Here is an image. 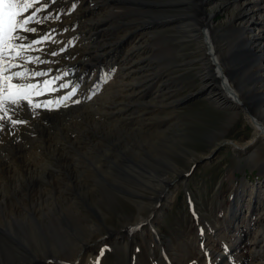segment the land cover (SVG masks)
Returning <instances> with one entry per match:
<instances>
[{"label":"rangeland","instance_id":"rangeland-1","mask_svg":"<svg viewBox=\"0 0 264 264\" xmlns=\"http://www.w3.org/2000/svg\"><path fill=\"white\" fill-rule=\"evenodd\" d=\"M35 1L42 6L44 4L47 6L46 14L53 6H56V3L63 2V0ZM106 1L88 0L91 7L87 19L94 21L100 15L101 17L104 15L103 19L106 23L84 22L82 24L81 31L90 34L86 44V47H90V51L83 53L84 57L78 56V64L71 67L65 65L69 59L68 50L76 48L80 51L82 47H85L84 41L81 42L78 23L74 22L70 26V34L72 32L73 34L69 35L68 27L61 32H56L57 30L49 32L48 26L57 21L54 14L50 20L43 18L47 25L42 24L40 29L43 43H52L53 51L56 47L54 43L57 41V47H60L57 48L53 66L49 61L41 64L42 73L45 72L40 75L41 83L39 87L36 85L34 88V96H27V98H40L39 107H36L32 99L33 102L31 101L28 108L41 111L43 115L56 114L60 111L59 113L64 117L63 122L70 120L71 116L74 118L75 114L85 107L88 108L96 98L98 100L91 103L93 105H90L89 110L94 115L90 113L87 114L89 117L85 114L83 116L89 126L95 127L97 132L104 131V134L110 135L114 140L112 138V141L99 143V148H95L91 155H87L93 159L88 160L86 156H83L85 159L74 157L78 161L77 166L81 165L82 178L87 180L89 185L85 186V191H81L83 188L78 191L74 189L75 193L73 192L72 197L75 200L70 203L65 199V197L72 198L69 191L64 192L59 187H55L56 190L52 194L58 199L59 203L56 202L58 208L51 212L46 209L49 213L38 221L35 219L37 210L32 207L34 205H27V199L18 205L23 195L11 192L12 198L8 209L13 210L18 206L23 217L20 223L25 220L34 223H29L28 229L16 235V232L7 233L0 223V227L2 226L0 228V264H27L29 260L43 258L45 255L61 256L69 253L72 250V242L78 240L75 236L77 232L81 234L82 241L88 245L85 248L87 254L91 253L97 257V264H128V262L130 264H200V261L204 259L208 260L207 264H218L220 257L209 252L216 247H219L221 249L219 252H222V249L226 250L228 246L234 245L235 240L226 230L225 236L223 235L225 215L239 207H242V210L245 209L250 200L252 205L255 204L256 195L261 194V197H264V164L252 165L244 150L239 147L234 149L232 145L225 143L226 141H230L233 145L249 143L252 127L243 117L232 122L225 119V111L217 110L208 102L206 103L202 99L203 96L175 105L176 101L197 88V70H182L177 67L182 59L180 53L193 52V45L182 49L175 35L168 33L170 30L164 31L163 28H157L158 26L154 29L151 25L146 26L143 23L144 19L158 13L157 10L137 9L126 2L127 0ZM204 1V8L211 15L210 23L214 32H225L229 40H233L234 35H243L245 28L239 26L238 21L240 8L234 1ZM94 3L98 6H93ZM32 4L36 5L34 1ZM62 15L69 14L62 13ZM59 23L62 24L61 21ZM190 24L193 23L190 22ZM98 30L102 31L100 35L97 33ZM231 34L232 37H230ZM59 36H63L64 40L59 41ZM118 38H122L120 47L123 45L106 53L108 55L112 52L109 57L111 61H107V65H100V61L99 63L95 60L91 61L92 56L95 58L98 48L95 43L101 40L114 43ZM245 45V42H241L242 47ZM108 46L110 45L106 44L101 54L109 48ZM132 46H135L136 50L129 52ZM20 53L19 58L15 57V62L19 64L14 73H21V68L26 65V47L22 48ZM106 55H102L101 58L104 59ZM232 55L235 57L240 55L247 60V63L251 59L244 54ZM48 57L51 58V56ZM119 60H122L124 64L123 77L127 76L128 80H132V85L122 87L119 83L113 80L111 83L110 79L104 78V71L106 72L109 68L111 70ZM82 63L88 64L86 69L81 68ZM222 66L231 83L229 74L226 72L227 68L224 64ZM260 66L264 67V60ZM242 72L243 70L238 75L239 78L243 77ZM99 82L101 86L108 84L111 92L107 87L103 94L102 87L98 86ZM7 91L0 97V101L3 100V105L10 108L14 105L8 102ZM21 95L23 96V93ZM100 95L102 98H97ZM110 97L112 100L107 104L105 100ZM22 101L24 104L26 100ZM196 104L199 106L197 107ZM3 115L4 113L0 116ZM10 115L7 119L10 124L0 125V133L5 134L7 132L5 128L10 129L26 124L24 120L22 124L20 122L13 124L14 116ZM29 115L32 116L31 113ZM43 124L46 122L43 121ZM56 126L57 124L53 125L52 130ZM72 127L74 131V123ZM52 130L49 134H59L56 133L57 130L56 132ZM43 134L46 133L39 130L37 133L26 134V138L23 136L24 140L21 136L24 150L19 148V151L27 152V158L30 156L35 161H39V156L32 148L42 141ZM13 135L10 134V136ZM221 143H224V146H220ZM256 149L264 154L263 144L258 143ZM7 151L8 149L4 150V156L11 152ZM43 164L42 161L40 165L43 166ZM192 164L197 166L185 178L183 175L190 171ZM96 170L99 172L96 173ZM174 180L176 182L172 184ZM113 181L119 183L120 192L113 187ZM44 185L49 187L46 183ZM5 189L3 195H5ZM27 190L29 191V188ZM165 190L161 205L155 208L160 194ZM40 193H42L40 189H34L32 194L35 197L32 200L36 199L37 202L39 198L46 199ZM82 197H84L82 200L86 202L79 201ZM260 208L259 206V210ZM60 212L63 213L68 224L60 216ZM151 212L152 215H150ZM148 213L153 218L143 222L139 230L123 231L124 228L129 229L123 226L128 220H133L135 215L144 217ZM244 215L248 217L247 212ZM109 229L111 233L107 232ZM65 230L69 232L66 233ZM113 231H120L122 236L114 235ZM21 248L26 249L27 253L23 255ZM125 248H128V257L125 255ZM19 253L22 254L21 257L17 256ZM73 259L71 257L64 260L68 264Z\"/></svg>","mask_w":264,"mask_h":264},{"label":"bare ground","instance_id":"bare-ground-1","mask_svg":"<svg viewBox=\"0 0 264 264\" xmlns=\"http://www.w3.org/2000/svg\"><path fill=\"white\" fill-rule=\"evenodd\" d=\"M33 1L36 3V5L32 4V7L27 9V11L24 10L25 0H21V2L19 0H16L17 7L12 8L11 10L7 8L4 9L5 19H7V13L9 11L19 14L16 17V19H19L20 16L23 17L30 16L32 15L33 12H35V18L32 20V22L29 25H27V27L36 28L37 31L35 33H32V32L18 30L16 34L19 37H26V39L14 40L12 41L13 44L12 49L3 50V59L0 60V68H8L9 70L11 61L14 60L15 56L18 53V50L26 47L25 61H26V70L28 74L27 84L37 85L39 87L41 83L40 75L37 76L35 75V73H42L43 69L41 70V64L47 63V61H49L51 66H53L56 57V54L53 55V53H57V48L59 49L60 47V46L57 47L58 44L57 41L56 43H54L56 47L54 48L53 51L52 43H46V42L43 43V40L40 36V29L42 28L41 25L42 24L46 25L43 18L50 20V17H53L54 14L57 21L48 26L49 32L53 30H57L56 32H61L63 30H66L65 28L68 27V31H67L68 33L67 32L66 33L69 35L73 34V32L70 34V26H72L74 22L78 23L81 42L84 41L85 47H82L80 51L77 50L76 48H74L73 50L72 49L68 50L67 54L69 55V59L65 64L68 67L78 64L79 59H77V57L78 56L84 57L83 53L87 52V50L90 51V47H86V44L88 43L87 39L89 38L90 34L88 35L84 31H81L82 24L84 22L106 23V21L103 19L104 15L102 17L100 15L95 20L92 18L94 21H91V19L89 20L87 19L91 7V4L89 5L88 0H63V2H61L60 4L56 3V6H53L51 8V11L47 14L45 13V9H47V6H44L45 4L42 6L37 1L30 0V2ZM123 1L124 0H122V2ZM232 1H234L236 3V6L240 8L239 20H238L239 26H243L245 28L242 33L243 35L242 36L234 35L233 40L232 39L229 40L227 36H225V32L216 33L213 31L210 23L211 15L208 13V10L204 8V2H205L204 0H191V1L190 0L189 1L188 0H158L155 2L127 0L126 2H129V4H131L134 8L137 9L144 8L153 11L157 10L158 13H154L152 16L149 15V17H146V20L144 19L143 23L146 26L151 25L153 29L158 26L157 28L159 29L163 28L164 31L170 30L168 33L171 32V35L172 34L175 35L176 37L175 39H177L178 44L182 49L188 47L189 45H193L194 47L193 52H189V53L187 52L183 54L180 53L181 54L180 57L182 59L177 67L181 68L182 70H189V71L191 69L197 70L196 72L197 73L196 79L198 81L197 88L192 92L188 93L187 95H185L182 99L176 101L175 105L183 104L184 102L187 103V101L192 100L195 97L203 96L202 99L206 101V103L208 102L211 106L215 107V109L217 110L225 111L226 113L225 119L232 122V121H236L240 117H243L246 120V122L250 124V126L252 127V134L249 143L242 145H237V144L233 145L230 141L229 142L226 141L225 143L232 145L234 149L236 147H239L240 149L244 150L249 157L248 159L250 163L254 166H257L259 164H264V154L256 149L258 143L264 145V67L260 66V63H262V61L264 60V0H232ZM94 5H96V3H94L93 6ZM62 13L69 15H62ZM59 21H61L62 24H60ZM190 22L193 24L191 25ZM202 28L204 30H202ZM100 30L103 31V29ZM101 32L99 30L97 31L99 35ZM62 37L63 36H59L58 40L63 41L64 39ZM67 37L69 36L67 35ZM230 37H232V34L230 35ZM69 41L70 39L68 40V42ZM241 42L246 43L245 47L241 46ZM121 43H122V38H118L114 43H108L105 42L104 40L95 43L97 44L96 46H98V48L96 49V54L94 56L95 58H93L92 56L91 61L95 60V62L97 63H99L98 61H100L101 62L100 65L106 64L107 61H111V58L109 57H111L112 52H110L108 55H106V53H108L111 49L113 50V48L115 47L116 49L119 48ZM106 44L110 46H108L109 48L101 54V51L106 46ZM134 47L133 46L132 48L130 47L128 51L130 52L134 50L135 49ZM234 53L247 55L251 59L247 63V60H245L243 57H240V55L238 57L233 56L232 54ZM104 54L106 56L105 57L103 56L104 59H102L101 57ZM189 55L191 56L189 57ZM48 56H51V58H49ZM236 63L240 64V66H236L237 65ZM222 64H224V66L227 68L226 72L227 74H229L231 83L228 81L227 78L228 76L225 74V70ZM13 65L17 67V64L15 62L13 63ZM87 65H88L87 63H82L81 68L86 69ZM114 65L113 66L111 65L112 66L111 70L109 68V70H107L106 72L104 71V78L110 79L109 82L113 80L114 82L119 83L120 86L122 87H125L127 85H132L131 84L132 80H128L126 78L127 76L123 77L124 64L122 60L121 61L119 60L117 65L115 66ZM109 66L110 65L108 63V67ZM241 70H243L242 73H244V75L242 74L243 77L239 78L238 75L241 74ZM3 75H8V72L3 73ZM126 75H128V73ZM233 76L235 78H233ZM113 81H111V83H113ZM8 83L9 82L0 79V86H3L5 88V92L0 93V96L5 95L7 91ZM101 87H102L101 92H103L104 94V91L107 90V87L109 89L110 86H108V84L106 85L105 83V85L103 84V86ZM31 89L33 90L34 88ZM33 91H35V89ZM15 95L19 96V92H15ZM101 95L97 98H102ZM36 96H38V94ZM111 97H113V95ZM111 97L108 98V100H105L107 104L110 102V100H112ZM33 100L35 105H39L40 98L34 97ZM95 100L98 99L95 98L92 102H94ZM9 101H10V97L8 96V102ZM91 103L89 104V106L87 105L88 108L85 107L79 113L75 114L76 116L74 118L71 116L70 120H66V122H63L64 117L61 113H59L60 111L56 114L43 115V113L41 114V111L28 108L30 103H27V101H25L24 104L22 100L20 101V104L24 105L23 110H18L16 105L10 108L4 105V108L7 109L9 108L12 110L8 111L7 117H5L4 119H0L1 126L3 124H5L6 126L10 124L8 123L7 120L10 114H13L14 116L13 119H18L20 121L24 120L26 122L25 125L24 124L19 125V127H12L10 129L5 128L4 130L7 131L5 134L3 132L0 133V212H1L0 218H2L0 219V223L5 227L7 233L13 234L14 232H16L15 235L20 234L22 233V231H24L27 228V226L29 227V223L30 224L34 223L27 220L20 223V220H23V217H21L20 214L21 210L19 209L18 206L15 207L13 210L8 209L10 200L12 198L11 192H15L23 195L20 198L18 205L24 199L28 200L27 205L30 204L34 205L32 207H35L37 210V212L35 213V219L38 221L39 218H42L46 215V213H49L46 212V209H48L51 212L54 209L58 208V206L56 205L58 199H56V197H54L52 194L55 192L54 190H56L54 189L55 187H59V189L61 191L64 190V192L69 191V195L72 197L75 193L74 189L78 191L81 188H83V190L81 191H85V186L89 185L87 183L88 181L82 178V175L80 174L81 165L77 166L78 161H76V159H85L83 156H86V159L90 160L92 157L90 158L87 155H91L92 154L91 152L94 151L95 148H99L98 145L99 143L104 144L105 142L113 138V137L111 138L110 135L104 134V131L102 130L97 132L95 127H91L87 124V120L84 118L83 114L87 115L91 113L89 112L90 105H93ZM10 105L13 104L10 103ZM196 106L198 107L199 104H196ZM3 113L4 110L0 109V115ZM29 113H31L32 116L29 115ZM98 113L102 114L99 111ZM91 115L94 114L91 113ZM43 121H45L46 124H43ZM20 123L22 124V122ZM73 123L75 129L74 131L72 129ZM55 124H57V126L52 130V127ZM77 126H79L80 128L77 129L76 128ZM39 130H42V133L44 132L46 134H43L41 136L43 137L42 141L37 145L33 146L32 148L36 152L35 154L39 156V161H35L30 156H28L27 158V154H26L27 152L25 153L24 151H22L24 150L22 144V138L23 136L26 138L25 136L26 134L33 132L37 133ZM51 130L55 132L57 130L56 133L59 134H49ZM65 133H70V134H65ZM10 134H14V135L10 136ZM74 134L75 136H73ZM25 138H23V140ZM95 145L98 146L94 147ZM220 146H224V143H221ZM19 148H21L22 150L19 151L20 150ZM6 149H8V151L11 152L7 151L8 152L6 153L7 156L6 155L4 156L3 153L4 150ZM13 149L15 151H13ZM101 151L103 152V150ZM67 155H71L72 157L71 156L68 157ZM42 161L44 162L43 166L40 165ZM98 172L99 171L96 170V173ZM113 178L114 177H112V179ZM116 181L112 182L113 187L115 188L116 191L120 192V190L118 189L119 183ZM52 182H53V187H52ZM175 182L176 180H174L172 184H174ZM45 183L48 184L49 186L48 188L47 186L44 185ZM27 187L29 188V191L27 190L28 189ZM4 188H6L5 195H3ZM34 189L35 190L40 189L42 191V193H40L41 196H43L46 199L39 198L37 200L38 203L35 201L36 199L32 200L35 197L32 194V191ZM45 192L47 193L44 194ZM83 198L84 197H82L81 200L79 201H85L82 200ZM255 198L256 200L254 201V203L255 204L257 203V205L255 204L252 205L250 200V202L245 206V209L242 210V207H239L235 209L233 212L225 215V222H224L225 227H224L223 235L225 236V230H226L229 234L232 235L233 240L234 239L235 240H234V245L228 246L227 247L228 249L226 250L222 249V252H219V250H221L219 247L212 248L211 250L212 252H209V254L213 253L218 257H220L218 264H240V262H242V264H264V216H263L264 197L262 198L260 194V195H256ZM65 199L69 203L75 200L73 197L72 198L65 197ZM259 206L261 207L260 210H259ZM245 212L248 213V217L244 215ZM150 215H152V212ZM60 216L64 219V221L67 222V219L65 218L62 212H60ZM152 218L153 216L150 217L149 213L144 217L135 215L133 220H128L126 223L124 222L125 224L123 226L128 227L129 229L124 228L123 231L131 232V231L139 230L138 228L142 226L143 222L145 221L147 222L148 220L150 221ZM65 232L67 233L69 232V230H65ZM107 232L111 233V230L109 229L107 230ZM107 232L106 234L109 235ZM113 234L116 236H122L120 234V231H113ZM75 236L78 238V240L72 242V248H71L72 250L69 253H64L61 256L45 255V257L43 258L29 260L27 264H33V263L37 264L40 261H43L41 264H66V261L64 259H68L71 257H73L74 259L73 261L71 260L70 262H68V264H97V257L93 256V254L89 252H88L89 254H87L85 248H87L88 245H86L87 243L85 241H82L83 238H81V234L77 232L75 233ZM206 245L208 246V244ZM20 250L21 253H23V255L27 253L26 249L21 248ZM127 250L128 248H125L126 256L128 255ZM17 256L21 257L22 254L19 253L17 254ZM56 256H59L60 258H57ZM226 257H228L227 260L225 259ZM51 260L53 261L51 262ZM207 262L208 260L204 259L200 261V264H207ZM128 264H130V262H128Z\"/></svg>","mask_w":264,"mask_h":264},{"label":"snow or ice","instance_id":"snow-or-ice-1","mask_svg":"<svg viewBox=\"0 0 264 264\" xmlns=\"http://www.w3.org/2000/svg\"><path fill=\"white\" fill-rule=\"evenodd\" d=\"M17 7L16 0H0V60L3 59V50L4 49H12L13 44L12 41L17 39H26V37H19L16 33L17 31H27L35 33L37 31L36 28H29L27 25H29L32 20L35 18V12L32 13V15L23 17L20 16L19 19H16V17L19 15L18 13H13L9 11L7 13V19H5V13L4 9L7 8L11 10L12 8ZM32 7V2L30 0H25L24 2V10L27 11V9ZM56 53H53L55 55ZM19 55V53H17ZM10 67H15V65H10ZM8 72V75H3V73ZM35 75H43V73H35ZM25 78L24 73L15 72L11 73L9 72L8 68H0V79L3 81L9 82L7 85V95L10 97V103L17 106L18 110H23L24 105L20 104L21 100H26L27 103H31L30 100H27V97L25 96H16L12 90H16V92H22L26 89L35 88L36 85H30V84H24V83H11V81L16 80L20 81ZM5 88L3 86H0V93H4ZM36 107H39V105H36ZM0 109L4 110L5 115L0 117V119H4L7 117L8 111L12 109L4 108L3 102L0 101ZM18 122H23L18 119H13L12 123L16 124Z\"/></svg>","mask_w":264,"mask_h":264},{"label":"water","instance_id":"water-1","mask_svg":"<svg viewBox=\"0 0 264 264\" xmlns=\"http://www.w3.org/2000/svg\"><path fill=\"white\" fill-rule=\"evenodd\" d=\"M196 166H197L196 164H192V166L190 168V171L188 173H185V178H187V176L191 173L192 170H194L196 168ZM165 193H166V190H165V192L160 194L158 203H156L155 208H157L159 205H161V202H162V199H163V196H164Z\"/></svg>","mask_w":264,"mask_h":264}]
</instances>
